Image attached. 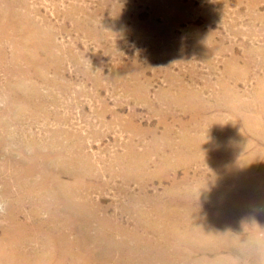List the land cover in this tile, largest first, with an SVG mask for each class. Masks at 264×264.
I'll list each match as a JSON object with an SVG mask.
<instances>
[{
  "label": "rangeland",
  "instance_id": "obj_1",
  "mask_svg": "<svg viewBox=\"0 0 264 264\" xmlns=\"http://www.w3.org/2000/svg\"><path fill=\"white\" fill-rule=\"evenodd\" d=\"M0 45V86L40 96L14 124V136L62 130L67 196L89 208L75 229H103L111 252L135 246L126 236L132 228L148 236L174 229L176 182L184 179L186 189L191 179L193 140L217 134L229 148L245 145L240 158L254 155L261 188L233 215L235 240L208 255L221 257L219 264H264V0H0ZM167 254L151 262L173 264Z\"/></svg>",
  "mask_w": 264,
  "mask_h": 264
},
{
  "label": "bare ground",
  "instance_id": "obj_2",
  "mask_svg": "<svg viewBox=\"0 0 264 264\" xmlns=\"http://www.w3.org/2000/svg\"><path fill=\"white\" fill-rule=\"evenodd\" d=\"M13 84L0 86V102L3 105L2 107H0V203L4 205L3 211L0 212V264H91L90 262L93 259L101 260L102 262H109L108 264H118V262L121 261H122L121 263H126V264H153L154 262L151 261L154 258L157 259L160 258L161 260H166L167 258L166 254L169 252H172L173 264H219L216 258L222 259L221 257L216 256L214 257V259H211L208 255L211 252L212 247L214 246V249H219L220 247L221 248L225 247L229 243H231V241L234 239V238L232 239V236H230L231 235L230 232L231 230H233L230 228H232V226L234 225L235 217L233 218V215L235 214L236 211L240 210L241 208L244 207L246 208L247 204L249 203L252 204L253 200L258 196H260L259 188H261V186L259 185L261 182L259 183L256 178L254 179L255 176H253V172L251 170L253 166L252 157H254V155L246 154L247 156H244L243 158L239 157L240 146L241 148H243V146L245 145H241L240 143V146L238 145L229 148L227 144L224 143L225 140L223 141V138L225 137L223 138H221L220 136L218 137L216 136L217 134H215V136H211L207 133L195 137V139L193 140L194 148L191 158L195 166L191 171L192 172L191 179H188V182L186 181L188 183L186 189L184 188L182 183L184 179L179 178L180 180L176 182V191H175L176 197L174 200H176L175 204L177 205L174 213L175 214L174 229L172 228L171 229L168 228L166 230L158 229L159 231L156 232L155 230L157 229H155L153 231V234L156 236L155 238H153V234L149 236L148 234H146L148 232V229L145 230L143 229L144 231L142 232L144 233L140 232L139 229H133V228L131 231L125 230L127 232L126 234L127 237L131 238L130 235H133L135 237V241L133 240L135 242V246L130 249H128L127 247L128 250H124L125 247L123 246L124 248L119 247L117 248L116 252H114V250H112L111 252L110 248L113 247L114 244L111 242L112 239L108 241L104 240V238H106V234L105 232H103V229L85 228L83 230L80 229L81 231L79 230V228L75 229L77 220L78 219L80 220V217L86 215L84 214V210L87 209V205L84 202H80L81 200L77 201L76 198H72L71 195L69 198L67 196L68 188L65 180H63V175H62L64 169V163H65V149H64L65 143H63L61 128L59 126H56L55 128L46 126L43 135L39 138L28 137L26 139L21 140L17 138L18 136L17 137L14 136L15 135L13 128L15 127L14 124H16L19 120L23 119L22 113L24 112V109H28L32 107L34 103L33 95L37 99H40V96L39 93L36 91L37 89L34 90L28 87L13 85ZM235 111L237 112V110ZM191 113H193V110ZM214 121L216 123L215 119ZM205 123L207 125V121ZM205 131L207 132V130ZM180 154L182 153L180 152ZM201 164L204 165L203 168H200ZM192 165H190V167ZM173 166L174 165H172V167ZM67 169L68 168H66V170ZM72 170L74 171V169ZM72 195L74 196V194ZM104 206L102 205V207ZM129 207L130 206H128V208ZM136 223L138 224V222ZM71 227H73L74 229H72ZM119 228L115 229L114 231L115 235L117 234L119 235L121 233L120 231L122 230H120L121 228L120 229ZM234 233H236V231ZM248 238L250 237L248 236ZM84 241L88 243H85ZM120 242L124 243L123 239H121ZM84 244H87V246H85ZM155 245H159V250L157 248L158 251L156 250L155 254L150 257L149 256L150 254L148 255V252L152 250V248L156 249ZM244 247L245 244L243 248ZM164 248L165 249L170 248L171 250H165ZM257 249L259 250L258 247ZM167 256L169 255L167 254ZM261 256L262 254H260V257ZM227 263L229 262L227 261ZM168 264H172V263H168Z\"/></svg>",
  "mask_w": 264,
  "mask_h": 264
},
{
  "label": "clouds",
  "instance_id": "obj_3",
  "mask_svg": "<svg viewBox=\"0 0 264 264\" xmlns=\"http://www.w3.org/2000/svg\"><path fill=\"white\" fill-rule=\"evenodd\" d=\"M4 205L2 203H0V212L3 211Z\"/></svg>",
  "mask_w": 264,
  "mask_h": 264
}]
</instances>
